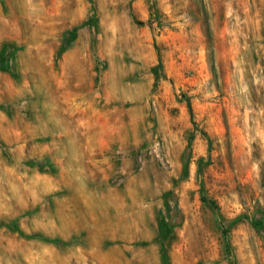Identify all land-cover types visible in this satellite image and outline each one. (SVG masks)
<instances>
[{
  "label": "rangeland",
  "instance_id": "rangeland-1",
  "mask_svg": "<svg viewBox=\"0 0 264 264\" xmlns=\"http://www.w3.org/2000/svg\"><path fill=\"white\" fill-rule=\"evenodd\" d=\"M0 264H264V0H0Z\"/></svg>",
  "mask_w": 264,
  "mask_h": 264
},
{
  "label": "trees",
  "instance_id": "trees-1",
  "mask_svg": "<svg viewBox=\"0 0 264 264\" xmlns=\"http://www.w3.org/2000/svg\"><path fill=\"white\" fill-rule=\"evenodd\" d=\"M162 67H163V62H162L161 56L159 55V63L153 68V71L156 74V76H157L158 70L162 69Z\"/></svg>",
  "mask_w": 264,
  "mask_h": 264
}]
</instances>
